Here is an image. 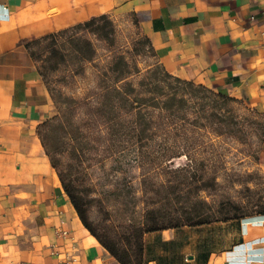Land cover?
Wrapping results in <instances>:
<instances>
[{
	"label": "crops",
	"instance_id": "0c3cea01",
	"mask_svg": "<svg viewBox=\"0 0 264 264\" xmlns=\"http://www.w3.org/2000/svg\"><path fill=\"white\" fill-rule=\"evenodd\" d=\"M132 14L165 70L262 115L264 0H0V264H121L82 223L39 135L56 110L25 42ZM264 168V142L260 152ZM145 264H264V217L148 231Z\"/></svg>",
	"mask_w": 264,
	"mask_h": 264
},
{
	"label": "rangeland",
	"instance_id": "374dc122",
	"mask_svg": "<svg viewBox=\"0 0 264 264\" xmlns=\"http://www.w3.org/2000/svg\"><path fill=\"white\" fill-rule=\"evenodd\" d=\"M110 17L115 31L108 41L76 28L31 47L54 102L56 112L49 119L62 121L48 130L50 152L82 194L90 225L113 241L130 224L143 226L155 218L169 225L209 206L219 212L212 221L263 218V121L244 102L220 104L222 116L214 121L199 117L188 132L192 145L182 147L185 155L173 158L178 148L157 123H152L153 138L142 153L136 145L117 146L96 107L111 85L124 90L127 81L135 89L132 97L157 94L149 91L157 82L149 72H159L163 65L132 14ZM119 67L122 79L112 71ZM191 102L193 119L203 109L196 98ZM150 110L155 122L157 111ZM161 142L167 146L160 147ZM184 175L189 180L180 183ZM203 181L206 186L200 187Z\"/></svg>",
	"mask_w": 264,
	"mask_h": 264
},
{
	"label": "trees",
	"instance_id": "16d2710c",
	"mask_svg": "<svg viewBox=\"0 0 264 264\" xmlns=\"http://www.w3.org/2000/svg\"><path fill=\"white\" fill-rule=\"evenodd\" d=\"M76 28H86L90 32H93L102 39L108 41L112 38V34L115 31V25L109 14L92 17L90 20L75 24L73 27L58 31V33H52L41 36L40 38L28 40L25 42L26 46L30 50L32 58L34 53L31 49L32 45L41 43L45 40H55L58 36L66 35ZM143 40L147 43L149 49L154 52V48L151 41L143 35ZM56 48V47H55ZM58 49V48H56ZM52 53V52H51ZM112 71L116 73V78L122 79L125 76L124 70L119 67L112 68ZM157 82L153 83L154 88H149L154 94L151 97L143 94L142 96L132 97L131 93L135 91L130 82L124 84V90L111 85L108 89V95L103 101L96 107L98 116L104 121L105 125L109 129L111 136L115 137L118 142L117 146L120 148H128V146L136 145L142 153L144 147L150 145L148 139H152L153 135L150 133L153 129L152 123H157L159 130L163 134H166L167 141L172 138L173 146L176 149L173 153V158L185 155L183 148L190 147L192 142L189 140L188 132L191 129V125L196 124L199 117H205L208 121H214V118L222 116V112L219 107L220 104L227 103V101H238L230 95H225L221 92H217L213 89H208L201 84L182 79L178 76L169 74L162 66L159 72H149ZM148 84V83H147ZM193 98L202 106L201 113H197L193 119L190 116V104ZM208 105V106H207ZM157 111V120L153 122V116L150 108ZM61 119V118H60ZM59 119V120H60ZM56 119L46 120L39 127V135L41 142L44 145L47 154L52 160L53 166L57 170L61 183L65 192L68 194L75 210H77L84 226L88 228L93 236L102 243L109 253L118 259L121 264H145L144 255V242L143 236L148 231H158L164 228H177L181 225L197 226L201 224L212 223L213 221H228L230 219H240L236 217L224 218V220H213L219 213L216 209L209 206L208 210L201 211L196 210L193 216L181 217L175 223H168L169 225L159 224L155 218L145 222L143 226H137L130 224L116 240L110 241L103 235L97 232L90 225L88 221V211L84 198L81 193H77L74 181L68 177V173L59 169L58 161L53 158V153L50 152V144H48V130L51 129L57 123ZM216 120V119H215ZM173 133L174 135H170ZM77 142H79L77 140ZM80 143V142H79ZM167 146L166 143L160 144V147ZM183 147V148H182ZM77 150V149H76ZM180 170H183L182 168ZM192 178V177H191ZM189 178L184 175L180 183L188 182ZM193 182V178L191 179ZM205 182L200 185L206 186Z\"/></svg>",
	"mask_w": 264,
	"mask_h": 264
}]
</instances>
